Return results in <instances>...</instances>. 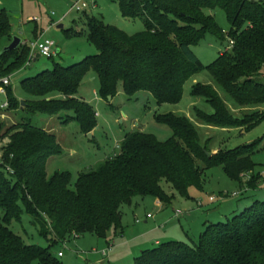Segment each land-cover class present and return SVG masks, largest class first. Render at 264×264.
Wrapping results in <instances>:
<instances>
[{
    "label": "trees",
    "instance_id": "16d2710c",
    "mask_svg": "<svg viewBox=\"0 0 264 264\" xmlns=\"http://www.w3.org/2000/svg\"><path fill=\"white\" fill-rule=\"evenodd\" d=\"M123 18L140 19L144 30L127 34L102 18L88 19L87 42L96 53L70 66L55 63L35 77L21 82L26 108L33 114L59 116L72 112L65 122L76 121L83 134L97 128L96 111L79 97L89 71L99 80V96L114 98L121 86L136 99L152 96L157 105L178 104L184 86L207 70L214 82L239 107L264 105V0H116ZM221 9L230 24L226 33L215 16L206 11ZM86 14V12H84ZM38 39L37 28L33 31ZM208 34L234 41L211 64L204 66L192 47ZM11 17L0 11V43L12 41ZM30 47L0 53V77H10L27 65ZM52 59V58H51ZM26 64V65H25ZM28 66V65H27ZM9 109L21 102L6 87ZM190 95L204 99L212 113L195 108L197 121L215 128L253 130L264 115L247 119L231 115L226 102L211 85L197 83ZM258 117L257 119H255ZM158 124L169 127L165 142L134 130L125 135L118 154L96 170L79 175L71 188L68 172L47 174V160L61 152L56 136L31 124L18 123L6 132L8 143L0 162V264H62L50 251L68 237L94 234L106 238L122 228L121 207L136 197H153L168 206L175 194L188 197L189 189H203L205 170L222 166L232 180L255 172V144L207 156L196 125L174 113L156 115ZM202 163L205 169L197 165ZM256 178L248 182L256 188ZM171 191V192H170ZM26 213L40 233L53 236L48 249L27 245L10 227ZM133 264H264V199L255 200L226 222L207 226L197 243L167 241L144 250Z\"/></svg>",
    "mask_w": 264,
    "mask_h": 264
},
{
    "label": "rangeland",
    "instance_id": "374dc122",
    "mask_svg": "<svg viewBox=\"0 0 264 264\" xmlns=\"http://www.w3.org/2000/svg\"><path fill=\"white\" fill-rule=\"evenodd\" d=\"M61 1L64 0H6L11 8L9 13L12 15L13 34L19 36L22 43H31L34 41L33 31L37 28L39 35L45 32L44 38L56 43L57 52L52 59L40 57L28 66L25 64L23 69L11 76L14 96L21 102L19 110L2 109L6 97L0 95V155L2 148L8 143L4 136L13 125L24 123L44 129L56 136L61 147L59 154L47 160V174L51 176L56 172H68L71 175V188H74L80 174L96 170L107 158L118 154L120 149L117 146L121 144L126 134L140 130L137 126L145 127L144 132L154 135L161 142L171 138L173 135L171 129L158 124L155 121L156 115L174 113L189 118L197 127L201 144L206 147L207 153L212 155L255 144L251 154L256 164L255 172L246 175L241 181L232 180L222 166H216L205 170L202 190L192 187L189 189L188 197L175 194L174 200L168 206L153 197H136L131 205H123L122 228L118 232H124L125 237L122 240L127 243V248L124 251V248L116 246L114 253H119L118 259L123 258L125 264H133L135 258L142 253L136 246L144 240L135 237L152 227H156L153 236L162 238L163 242L193 244L200 240L210 224L226 222L234 215L242 213L255 200L264 199V120L251 131H247L246 127L219 129L201 124L195 117V108L207 113H212L213 110L204 99L190 95V90L195 85L193 78L185 84L183 97L178 104L159 106L147 93H139L136 99L130 100L121 86L118 87V93L114 98L103 100L99 96V80L93 71H89L79 89V97L85 99L84 101L99 114L96 118L97 128L91 132L92 137L83 134L76 121L65 122L67 116L73 115L72 112L48 116L25 110V98L30 97L23 93L21 86L23 80L35 77L45 70H51L55 63L70 66L96 53L95 47L89 44L86 38L88 19L102 18L105 24L113 25L127 34H136L144 30V24L140 19L122 17L116 0H82L80 4L89 5L86 14L72 12L64 20L61 18L78 0H66L62 6L59 4ZM93 3L97 5L95 9L91 7ZM13 8L16 9L13 11ZM14 12L22 14L19 16ZM206 13L215 16L218 26L226 33L230 30L224 11L216 9ZM59 25H63L64 28H58ZM10 44L11 42L3 40L0 43V53ZM228 46V39L222 41L217 36L208 34L198 45L192 47V51L204 66H207ZM195 77L198 83L211 85L218 91L233 117L247 119L253 114L264 115V105L239 107L234 104L206 69ZM197 165L205 169L202 163L197 162ZM252 177L257 179L255 189L248 186ZM211 197L215 198L213 202L210 200ZM148 214L154 218L147 219ZM10 227L27 245L48 249L53 242V236L49 234L47 238L44 237L39 226L34 224V218L26 213L19 222L13 221ZM114 233L115 231L111 230L106 238H99L94 234H84L77 239L74 236L68 237L63 243L53 245L50 251L55 254L61 251L64 254L60 259L62 264H109L108 261L102 260L98 253L108 247L109 239ZM112 255L110 258L113 259ZM114 262L113 259L110 264H115Z\"/></svg>",
    "mask_w": 264,
    "mask_h": 264
},
{
    "label": "crops",
    "instance_id": "0c3cea01",
    "mask_svg": "<svg viewBox=\"0 0 264 264\" xmlns=\"http://www.w3.org/2000/svg\"><path fill=\"white\" fill-rule=\"evenodd\" d=\"M64 1H66V0H64ZM64 1H61V2H59V4L62 6L63 5V3H64ZM68 3V2H67ZM65 4L66 5V8L68 7V4ZM58 4V5H59ZM96 6L97 5H95V8H96ZM95 8H93V9H95ZM16 8H13V11L15 10ZM2 10H5L9 15H10V13H9V11L11 10V8H9V6H8V3L6 2V0H0V11H2ZM70 10L71 9H69V11L68 12H66L65 14H64V16L61 18V20L63 19H65V17L67 16V15H70L72 12H70ZM87 12V11H86ZM12 13V12H11ZM14 13H16L17 15H21L20 14V12H14ZM13 13V15H16V14H14ZM53 16H54V13L52 14ZM10 17H11V19H12V15H10ZM37 22V21H36ZM11 25H12V23H11ZM21 25H22V22H21ZM62 26V28H60ZM58 28H60V29H63L64 28V26L63 25H59L58 26ZM12 29H13V25H12ZM12 35L13 36H16L15 34H13V32H12ZM44 37H45V32H43L42 34H38V39L39 38H43L44 39ZM34 40H36L35 39V37H34ZM12 42V41H11ZM27 43V42H26ZM8 44V43H7ZM220 54H222V52L220 53ZM219 54V55H220ZM40 57H37L36 58V60L35 61H37V59H39ZM12 76V75H11ZM11 76H10V78H11ZM198 83V80L196 79V77L194 76L193 77V84H197ZM11 87H12V85H11ZM23 98V97H22ZM85 100V99H84ZM98 113V112H97ZM137 127H139V129H140V131H143V129H145V127H142V126H137ZM94 133V132H93ZM113 155H115V154H113ZM149 215V214H148ZM147 215V216H148ZM154 217L152 216L151 218H148L147 217V219H153ZM155 228L156 227H152V229H150V230H148V231H146L144 234H140V235H137L135 238H140V240H144L141 244H139L138 246H136L139 250H141L142 252L144 251V250H147V249H150V247L151 246H157V245H159L160 243H162L164 240H162V238H159L158 236H153V234L156 232L155 231ZM124 232L122 231V233L121 232H118V231H116L115 233H114V236L113 237H111L109 240H110V242L108 243V247H106V249L107 248H109V247H111V250H110V252H109V254H108V256H107V258H105V257H103L100 253H98L102 258V260H104V261H108L109 262V264L111 263V261H113V259L115 260V264H122V262H123V258H120V259H118V257H119V253H114V249L116 248V246L117 247H122V248H124V251H125V249L127 248V243H125L122 239H124V234H123ZM150 236H152L150 239H147L148 237H150ZM146 239V240H145ZM105 250V249H104ZM138 250V251H139ZM61 252V251H60ZM60 252H58V253H60ZM58 253L57 254H55L56 256H58ZM113 254V255H112ZM113 256V259H112V257L110 258V256ZM63 257H64V255H63ZM62 257V258H63ZM61 259V258H60ZM97 264H100V263H97ZM123 264H125V262H123Z\"/></svg>",
    "mask_w": 264,
    "mask_h": 264
},
{
    "label": "built area",
    "instance_id": "2783aa9c",
    "mask_svg": "<svg viewBox=\"0 0 264 264\" xmlns=\"http://www.w3.org/2000/svg\"><path fill=\"white\" fill-rule=\"evenodd\" d=\"M82 0H78L72 7L70 12H77V13H84L88 10L89 5H87L86 3L80 4ZM92 8H95V4L93 3L91 5ZM230 43V47L232 48V46L234 45V41H229ZM29 47H30V56H29V61L27 63V65H30L32 62H34L36 60V58L38 57H44L47 59H51L54 56H56V43L48 38H39L34 40L31 43H26ZM11 85V78L10 77H0V95H3L6 97V101L5 103L2 105V109H7L9 108V102L7 99V92H6V87ZM96 116L98 117L99 114L96 113ZM118 149H120V144L119 146H117ZM2 160V156L0 155V162ZM236 196V195H235ZM214 197H211L210 200L211 202L214 201ZM148 218H151L152 215H148ZM77 236H74V238H76ZM111 250V247L103 250L102 252H100V254L107 258L109 252ZM63 253L60 252L58 253V257L62 258L63 257Z\"/></svg>",
    "mask_w": 264,
    "mask_h": 264
},
{
    "label": "water",
    "instance_id": "95a60500",
    "mask_svg": "<svg viewBox=\"0 0 264 264\" xmlns=\"http://www.w3.org/2000/svg\"><path fill=\"white\" fill-rule=\"evenodd\" d=\"M60 28H62V26H61ZM25 44H26V43H22V40L20 39L19 36H13L11 44H10L9 46H7L4 50H5V51L16 50V49L19 48L21 45H25ZM38 57H39V55H38ZM108 99L111 100L112 98L109 97ZM22 104L24 105L23 102H22ZM88 135H89V137H92L93 134H92V133H89ZM207 156H208V157H211L212 154H211V153H207Z\"/></svg>",
    "mask_w": 264,
    "mask_h": 264
}]
</instances>
